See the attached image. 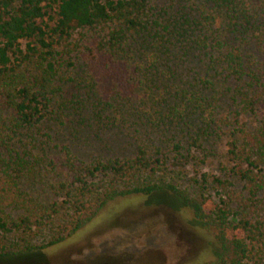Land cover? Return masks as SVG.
Listing matches in <instances>:
<instances>
[{
    "label": "trees",
    "instance_id": "1",
    "mask_svg": "<svg viewBox=\"0 0 264 264\" xmlns=\"http://www.w3.org/2000/svg\"><path fill=\"white\" fill-rule=\"evenodd\" d=\"M191 1L197 14L166 16L151 0H0V257L61 243L115 198L171 191L214 231L213 264H264V7L256 0ZM62 54L88 79L65 75ZM189 55L206 69L184 80L177 65ZM216 77L226 84L228 108L216 128L227 138L226 170L241 184L218 202L202 192L188 197L169 177L171 160L190 153L167 136L196 118L213 119L206 107L217 97L205 91ZM56 112L97 133L126 129L140 141L130 154L90 160L68 147L51 157L36 155L31 143L22 148L23 132ZM255 115L259 125L249 128L245 116ZM202 132L195 129L191 145ZM30 156L55 172L54 200L40 202L22 188ZM211 176L193 180L201 189L232 185Z\"/></svg>",
    "mask_w": 264,
    "mask_h": 264
},
{
    "label": "rangeland",
    "instance_id": "2",
    "mask_svg": "<svg viewBox=\"0 0 264 264\" xmlns=\"http://www.w3.org/2000/svg\"><path fill=\"white\" fill-rule=\"evenodd\" d=\"M256 1H260L264 7V0ZM151 2L159 15L167 16L179 10L191 11V15L197 14L194 6H189L191 0ZM87 34L95 36L97 33L89 31ZM75 37L78 38V34ZM191 56L177 65L184 80L191 79L196 71L202 74L206 69L202 61L199 63L198 58ZM258 59L262 60L260 56ZM60 60L65 75L88 79L89 75L83 73L81 68L67 66L66 54H62ZM212 74L213 71H210L208 75ZM214 80L212 89L205 91L207 98L213 95L217 97L216 100L211 98V106L206 107L213 113V119L207 117L205 121L196 118L191 125L182 124L183 129L178 128L167 136L174 135L176 140L181 141V152L184 155L190 153L189 157H178L171 160L172 163L169 162V169L174 171L169 177L188 197L195 198L202 192L203 196L218 202L224 192H238L241 184L236 176H231L226 170L224 151L227 138L223 132L225 130L216 128L218 117L228 111L227 97L224 96L226 84L219 77ZM75 83L70 82L66 87L70 90ZM245 119L248 127L254 129L259 125L260 116H245ZM195 129L204 130V133H199V140L191 145L190 136H195ZM150 137H157L156 131L150 133ZM21 138V147L26 146V143L34 144L36 149L33 152L36 155H40L43 150L50 157L61 156L64 147H68L73 155L84 160H90L97 155L130 154L140 141L138 134L130 135L126 129L118 133H97L94 129L83 128L76 119L62 112H56L39 128L23 132ZM168 148L169 146L164 149L167 151ZM167 154L174 156V152L167 151ZM30 158L33 166L24 176L22 188L40 202L54 200L49 185L55 182V172L50 166L37 164L32 156ZM202 173L210 178L214 175L228 179L232 185L222 188L209 183L206 189H201L193 178L199 179ZM40 239L36 237L34 241ZM218 245L214 231L205 227L178 195L171 191H157L147 195L115 198L107 202L91 221L61 243L30 253L0 257V264H213L218 256Z\"/></svg>",
    "mask_w": 264,
    "mask_h": 264
}]
</instances>
